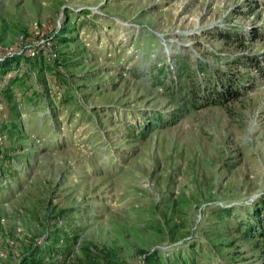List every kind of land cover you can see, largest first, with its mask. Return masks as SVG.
Returning a JSON list of instances; mask_svg holds the SVG:
<instances>
[{
    "label": "rangeland",
    "instance_id": "1",
    "mask_svg": "<svg viewBox=\"0 0 264 264\" xmlns=\"http://www.w3.org/2000/svg\"><path fill=\"white\" fill-rule=\"evenodd\" d=\"M20 36L48 47L2 92L0 264H264V0H0Z\"/></svg>",
    "mask_w": 264,
    "mask_h": 264
},
{
    "label": "trees",
    "instance_id": "2",
    "mask_svg": "<svg viewBox=\"0 0 264 264\" xmlns=\"http://www.w3.org/2000/svg\"><path fill=\"white\" fill-rule=\"evenodd\" d=\"M58 34H53L52 38L53 40L57 37ZM23 55H14L12 57H7L5 58L3 61H0V74L1 75H5L7 73H9L10 75L7 77V86H13L15 85L16 87H22L24 85V79L26 77V75L28 74V72H26V74H17V69L18 66L17 64L22 60ZM35 61H43L41 59L36 60L34 58ZM59 60V55L57 54L56 58L53 60V65H45L48 70L52 73H57L58 71L55 70L54 67V63ZM59 76V75H58ZM235 81V80H234ZM226 82V81H220L218 83V85H216V83H212L210 85H208L207 87H204L202 92L209 90L212 92L213 95V99L211 101H208L209 104H213V105H220L223 103V100L225 98L228 99H237L239 97V93H238V87L236 82ZM9 88L5 87V89H3V91L5 90V92L8 91ZM215 89V90H214ZM201 91L200 88H197L195 90V92L197 94H200L199 92ZM34 96H29V101H38L40 99L43 100L45 98H42L41 92L40 91H34L33 92ZM194 99V98H192ZM6 102V101H5ZM194 104V103H193ZM60 236H63L62 234H59L57 236H55L52 239L51 244H48V249H49V253H52L54 255H61L64 258H67L70 253H71V247H70V243H72L73 240L70 241L72 236H67V237H63V242L62 244H60L61 240H60ZM84 252V262L82 263L81 261H78V264H99L101 261L100 259L98 260V257L96 255H94L92 252L88 251V248H83L82 249ZM34 251V250H33ZM38 254L40 255V253H42L40 250H37ZM35 252L31 253V254H27L24 256V260L22 262V264H41V262L39 260H37L35 258ZM145 257L143 259V264H165L164 261H161L160 259L157 260L156 256L154 253H144ZM108 264V263H107Z\"/></svg>",
    "mask_w": 264,
    "mask_h": 264
},
{
    "label": "built area",
    "instance_id": "3",
    "mask_svg": "<svg viewBox=\"0 0 264 264\" xmlns=\"http://www.w3.org/2000/svg\"><path fill=\"white\" fill-rule=\"evenodd\" d=\"M36 33H38V31H36ZM46 41L45 44L46 45H50L51 46V40H44ZM39 42V41H38ZM44 43L39 44L35 47H31L28 50H25L24 48V39L22 36L18 37V40L16 42L15 46H1L0 45V61H3L5 58L7 57H12L14 55H22L29 53L31 56L35 57V54L38 53L41 48L43 47H48V46H43ZM44 51V50H43ZM57 54L53 53L52 55V59L54 60L56 58ZM50 58V56H48ZM10 74L7 73L5 75H1L0 74V116L1 117H5V111H6V102L5 99L2 95L3 89L7 86V77ZM5 134H0V145L3 144L4 139H5Z\"/></svg>",
    "mask_w": 264,
    "mask_h": 264
}]
</instances>
